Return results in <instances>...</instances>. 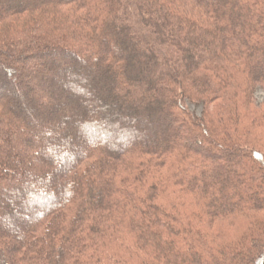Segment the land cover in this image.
<instances>
[{"label":"trees","instance_id":"obj_1","mask_svg":"<svg viewBox=\"0 0 264 264\" xmlns=\"http://www.w3.org/2000/svg\"><path fill=\"white\" fill-rule=\"evenodd\" d=\"M258 90L264 0H0V264H264Z\"/></svg>","mask_w":264,"mask_h":264},{"label":"rangeland","instance_id":"obj_2","mask_svg":"<svg viewBox=\"0 0 264 264\" xmlns=\"http://www.w3.org/2000/svg\"><path fill=\"white\" fill-rule=\"evenodd\" d=\"M260 56H262L263 57V54H262V52H260V54H259ZM6 95H4V96H6V97H9V96H11L12 98H14L13 97V93L12 94H10V93H8V91L5 93ZM255 96H256V99L258 100V101H262L263 100V96H264V93H263V91L262 90H258L257 92H256V94H255ZM225 102H223V104H224ZM218 103H216V104H214V105H217ZM191 108L198 114V115H200L201 114V112H202V110H203V106L200 104V105H196V104H191ZM7 202V201H6ZM13 203V202H12ZM8 208H13L14 207V205L13 204H10V202H8ZM23 214V213H22ZM264 214V213H263Z\"/></svg>","mask_w":264,"mask_h":264}]
</instances>
